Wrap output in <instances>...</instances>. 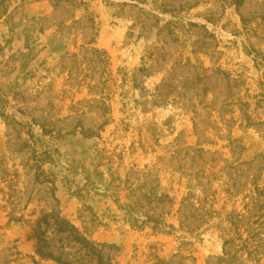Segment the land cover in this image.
<instances>
[{"label": "rangeland", "instance_id": "obj_1", "mask_svg": "<svg viewBox=\"0 0 264 264\" xmlns=\"http://www.w3.org/2000/svg\"><path fill=\"white\" fill-rule=\"evenodd\" d=\"M54 213L114 264H264V0H0V264H96Z\"/></svg>", "mask_w": 264, "mask_h": 264}, {"label": "trees", "instance_id": "obj_2", "mask_svg": "<svg viewBox=\"0 0 264 264\" xmlns=\"http://www.w3.org/2000/svg\"><path fill=\"white\" fill-rule=\"evenodd\" d=\"M50 218L53 219L54 225L56 226V229L59 233H67L69 236L72 237V239L82 245L84 248H86L91 255H93L96 258L97 263L96 264H114L111 261L104 259L103 255L99 250H97L96 246L90 244L84 237L80 236L76 229L64 218H62L58 213L52 214ZM45 218H41L37 222V227L39 224L44 221ZM45 222V221H44ZM35 237L38 240V254L43 255L42 247L44 246V238L43 233H39L38 231L35 232ZM47 258H53L50 253H47L45 255ZM56 261L59 262L58 258H55Z\"/></svg>", "mask_w": 264, "mask_h": 264}]
</instances>
